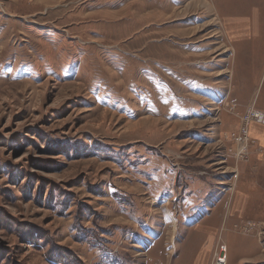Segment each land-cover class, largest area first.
I'll return each instance as SVG.
<instances>
[{"label":"rangeland","instance_id":"rangeland-1","mask_svg":"<svg viewBox=\"0 0 264 264\" xmlns=\"http://www.w3.org/2000/svg\"><path fill=\"white\" fill-rule=\"evenodd\" d=\"M236 9L0 0V264H176L210 229L207 264L228 235L227 264H264V125L239 141L264 113V0Z\"/></svg>","mask_w":264,"mask_h":264},{"label":"crops","instance_id":"crops-1","mask_svg":"<svg viewBox=\"0 0 264 264\" xmlns=\"http://www.w3.org/2000/svg\"><path fill=\"white\" fill-rule=\"evenodd\" d=\"M251 2H252V0H237L236 2H234V0H226V5H227L228 10H229V8L231 6V7H234V9L237 7L236 11H238L240 6L243 7L244 5H247L248 3H251ZM238 13L236 14V16H234L232 18H230V17L228 18V20H231L234 23H235V21H238V23H236V25L238 27H240L241 29H239V28H237V29L238 30H242V31L238 32L237 35L239 37L255 36V35L259 36L260 32L254 31L253 30L254 28L251 29L249 27V21L251 22L252 20H254L256 22L258 20L259 13L258 12H254L250 16H243V15H239L240 13L239 14ZM240 22H243V23H240ZM251 31L253 33H251ZM256 129L259 130V128H256ZM262 133H264V132H262ZM246 202H247L246 196L243 193L242 194H238L236 196V203H237V207H238L237 209H240L238 211L244 212V207L246 206L245 205ZM206 208H205V212L209 210L208 207H206ZM213 211H215V210H213ZM211 217H213V215ZM229 220H231V218H229ZM212 228H216V226H212ZM205 229H201V231L199 232V236L204 234V230ZM206 232H208L209 234L204 237V238H206L204 243H202L201 240L195 239V238H197L196 235L193 236L195 238H190L189 240H187V238H186L184 242H182V243L180 242V245H181V247L179 248V250H181L180 258H177L178 263H176V264H180L181 263L179 261V259H182V261L190 259L192 261V264H207V262L209 261V258H210V255H209L210 252H211L210 250L212 249L213 242H214V235H212V233L214 234L215 230L213 231L212 229H210V230H206ZM244 239L241 236L234 235L232 237V235H228L227 240H226V248H227V253H228L227 254L228 255L227 259H228V261L233 258V254L231 255V257L229 256V244L233 246V243H236L237 241H241V240H244ZM152 243H153L152 245L155 246L158 242L152 241ZM239 244L241 246V245H243L245 243L241 241ZM206 249H208L209 251L207 252ZM240 249H241V247H240ZM183 250H184V257H182V255H183L182 251ZM188 253H189V258H187Z\"/></svg>","mask_w":264,"mask_h":264},{"label":"built area","instance_id":"built-area-1","mask_svg":"<svg viewBox=\"0 0 264 264\" xmlns=\"http://www.w3.org/2000/svg\"><path fill=\"white\" fill-rule=\"evenodd\" d=\"M241 121H242L241 133L243 134V136H240L239 141L245 145L248 143L249 123L253 121H258V122L260 121L264 125V113L254 109L251 106L241 116ZM226 249L227 248L225 244H220L214 254V258L211 264H227Z\"/></svg>","mask_w":264,"mask_h":264},{"label":"bare ground","instance_id":"bare-ground-1","mask_svg":"<svg viewBox=\"0 0 264 264\" xmlns=\"http://www.w3.org/2000/svg\"><path fill=\"white\" fill-rule=\"evenodd\" d=\"M143 7H144V6H143ZM143 7L141 6L139 9H141V10H142V9H143ZM256 134H259V133H256ZM216 164H217V163H216Z\"/></svg>","mask_w":264,"mask_h":264}]
</instances>
